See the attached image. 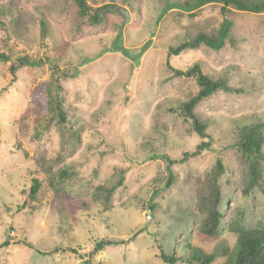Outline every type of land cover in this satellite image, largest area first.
Instances as JSON below:
<instances>
[{
  "label": "rangeland",
  "instance_id": "rangeland-1",
  "mask_svg": "<svg viewBox=\"0 0 264 264\" xmlns=\"http://www.w3.org/2000/svg\"><path fill=\"white\" fill-rule=\"evenodd\" d=\"M86 1L93 8L114 3L126 10L121 40L116 13L91 25L72 0H0V55L7 57H0V245L7 244L0 246V264H167L160 251L186 258L191 248L198 255L214 253L211 264H223L236 248V225L264 229V164L262 186L242 193L234 146L236 127L264 122V11L227 13L230 40L220 50L199 46L168 56L169 47L198 31L216 30L224 17L221 5L172 8L158 19L167 3L193 0ZM120 46L123 51L116 50ZM23 55L43 63L12 70ZM167 61L178 70L197 62L204 74L240 89L218 91L197 104L204 139L179 109L197 92L195 80L173 75ZM53 73L65 125L56 117L50 122L51 105L46 110ZM38 120L49 127L37 135ZM66 126L80 136L71 154ZM202 140L211 147L183 160ZM41 155L64 156L54 170L74 173L61 181L63 195L39 171L35 160ZM217 158L225 166L222 220L216 238L201 239L196 195ZM115 168L124 181L105 207L95 186L116 179ZM33 178L42 186L29 200ZM99 240L116 243L93 251Z\"/></svg>",
  "mask_w": 264,
  "mask_h": 264
},
{
  "label": "trees",
  "instance_id": "trees-1",
  "mask_svg": "<svg viewBox=\"0 0 264 264\" xmlns=\"http://www.w3.org/2000/svg\"><path fill=\"white\" fill-rule=\"evenodd\" d=\"M77 7L79 17L83 18L88 24L98 25L103 20L107 13H116L121 16V20L117 27L116 40L122 38V28L128 21V14L126 10L114 3L103 4L102 6L93 8L88 4L86 0H72ZM207 3H219L220 11L223 14V20L220 26L209 33L205 31H198L195 35L187 37L184 41L180 42L175 47H169L168 56L178 55L183 51L189 49H195L199 46H205L212 50H220L223 48L228 40H230V30L232 22L226 18L227 13L232 9L239 11H248L252 13H260L264 11V0H193L192 3L170 2L164 6L163 12L159 15L158 19H161L166 11L172 8H178L183 11H193L195 8H199ZM40 27L44 30L45 24L41 21ZM42 33V31H41ZM122 50V46L116 48V50ZM2 60H7L4 54L0 55ZM50 62L51 59L48 58ZM43 63L42 59L32 60L27 55L18 57L17 63L11 66V69L21 68L23 66L35 67ZM166 65L170 68L173 75L184 76L187 78H193L198 87L197 92L190 96L186 101L180 104L179 109L181 113L191 120L192 126L196 134L204 139L206 135V123L195 112L197 104L205 98L210 97L218 91L225 93H238L240 89L230 86L225 78L215 79L207 74H204L200 68V65L196 62L192 64L186 70H178L173 68L169 62ZM57 70V66H53ZM47 96L50 97L45 102L46 110L49 105L52 106L51 118L56 117L58 124H66V110L62 106L60 100L61 85L59 78L53 73V81H51L46 87ZM38 125L35 128V134H40V128L47 129L49 126L42 125L38 120ZM67 139L66 148L68 153L71 154L72 150H75L80 143V136L77 129L72 126H66ZM234 146L239 154L240 159V172H241V191L247 194L251 190L261 187L263 180V164H264V122L260 119H254L247 125L238 126L234 132ZM209 140H202L196 149L191 153H184L183 160L189 156H196L201 151L210 148ZM71 150V151H70ZM67 155V153H66ZM64 156L59 155L53 159H45L43 155L36 158L39 171L45 173L48 180V185L52 191L57 195H63V186L61 181H65L67 178L72 177L74 173L69 172L67 168L59 167L54 170V165L62 162ZM169 162H171L169 160ZM118 175L116 179L110 182L100 183L95 186L96 196L102 201V204L107 207L112 197V194L123 184L124 176L122 169L115 168ZM225 172V166L221 158L215 160L214 165L208 172L205 173L200 190L196 195L195 201V213L200 217L199 223L196 228V233L201 239H212L219 235V228L221 225L222 214L219 209V205L222 199V189L219 183V179ZM172 182V175L170 174L165 187H169ZM42 186L41 180L33 178L29 187L27 196L29 200L36 199L37 193ZM232 232L236 236V248L232 256H228L223 264H264V229L262 228H247L243 225H236ZM113 241L99 240L96 242L93 251H100L105 246L111 245ZM32 247L31 244L26 243ZM7 245L6 242L0 246ZM192 247V246H191ZM192 248L189 256L186 258L177 257L175 255H166L163 251H160L159 257L162 262L167 264H175L178 261H184L185 263L196 264H211L216 254H205L200 252L201 255L192 254Z\"/></svg>",
  "mask_w": 264,
  "mask_h": 264
}]
</instances>
